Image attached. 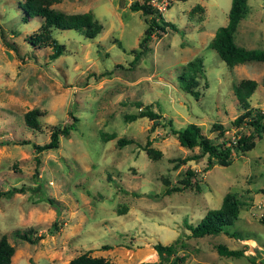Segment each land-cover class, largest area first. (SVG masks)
Segmentation results:
<instances>
[{
	"label": "rangeland",
	"instance_id": "obj_1",
	"mask_svg": "<svg viewBox=\"0 0 264 264\" xmlns=\"http://www.w3.org/2000/svg\"><path fill=\"white\" fill-rule=\"evenodd\" d=\"M133 1L53 3L65 12L89 10L103 28L93 38L71 28L53 29L65 50L50 59V47L33 48L24 40L41 20L23 18V0H0V190L27 187L0 196V236L5 233L15 247L12 264H66L82 252L115 264H170L172 255L160 260L154 250L158 241L173 243L185 257L182 264H264V128L254 132L244 120L235 128L253 133L247 141L251 146L232 149L226 165L213 157L211 168L203 171L207 153L201 147L181 145L167 127L152 128L147 116L126 117L147 105L171 117L176 127L195 122L219 143L227 135L220 136L214 125L234 127L241 112L234 94L241 78L258 81L250 102L264 108V61L230 67L209 46L216 28L227 22L231 0H169L162 14L177 30L153 34L148 50L134 59L131 49L140 48L148 23L141 9L130 8ZM247 4L235 41L264 49V0ZM197 55L203 72L195 98L180 85L178 74ZM31 108L42 111L37 130L24 121ZM71 121L75 129L61 135L56 148L34 150L33 142L48 141L55 126ZM119 137L129 141L119 144ZM22 139L30 142L19 143ZM145 145L159 149V156L150 155ZM187 168L196 171L192 186L179 182ZM175 184L180 189L165 192ZM226 192L238 201L228 231L191 235L184 220L196 224L220 206ZM55 219L59 229L49 234ZM17 228H32L44 237L28 242L14 235ZM121 244L130 248L124 254ZM218 245L243 252L225 255Z\"/></svg>",
	"mask_w": 264,
	"mask_h": 264
},
{
	"label": "trees",
	"instance_id": "obj_2",
	"mask_svg": "<svg viewBox=\"0 0 264 264\" xmlns=\"http://www.w3.org/2000/svg\"><path fill=\"white\" fill-rule=\"evenodd\" d=\"M59 0H23L20 3L23 9V18L28 19L31 17L40 19V24L37 28L25 35L24 40L33 48L50 47L51 52L49 58L54 59L61 55L65 46L52 34L53 29H75L82 32L89 38L95 37L103 28V24L96 19L91 11L83 12H65L58 10L52 6L53 3ZM131 9H141L146 15L147 26L139 41L140 48H132L134 52V59L138 58L141 54L146 52L149 48L148 41L153 34H161L166 32L169 28L177 30V26L170 20L164 19V15L158 13L146 0H134L130 4ZM248 4L247 0H231L228 10L227 22L216 28L215 33L209 42V46L214 48L220 58L227 66H234L237 63L247 60H260L264 61V49L261 48H248L236 43L234 34L237 29L240 19L247 13ZM203 72V60L200 56L188 60L182 67L181 72L178 74L180 85L195 98L200 96V90L197 88L199 84L198 74ZM257 80L250 77L241 78L234 86V94L237 99L238 107L241 112L232 121L235 126H240L244 120L252 126L254 132H259L264 128V108L253 106L250 103V96L257 87ZM42 111L39 108H31L24 113V121L27 126L37 130L39 128V116ZM137 116H147L152 120V128L155 126L167 127L168 132L173 134L178 139L179 143L183 146L201 147L204 153H207V163L203 171H207L212 166V158L216 159L218 164L226 165L230 162L232 149H247L251 144L247 141L253 136V133L247 135L241 134L236 142L228 144V138L222 139L219 143H214L203 131L200 125L195 122H189L183 126L176 127L171 117H167L160 112L155 111L149 106L140 109L138 113L126 115L128 119H134ZM215 129H218L220 136H223V126L215 124ZM75 121H71L64 126H55L50 133L49 140L43 143L33 142L34 150L38 153L46 149L56 148L59 144L61 135H68L72 129H75ZM129 139L124 137L118 138L119 144L128 142ZM28 139H22L19 143H28ZM147 144H151L147 140ZM145 149L153 157L160 154L159 149L145 145ZM188 159V158H187ZM39 161V156H36ZM186 176L180 179L182 186H192L191 176L196 174L193 169L187 168L185 171ZM167 185L168 179H164ZM39 184V183H38ZM32 187L34 190L40 188V184ZM196 184V183H195ZM25 184L20 186H11L8 189L0 190V196L9 197L15 192H22L26 190ZM180 189V185L167 186L166 193L172 190ZM54 207H58L53 197L46 196L44 198ZM238 215V201L230 192H226L222 198L219 207L209 209L200 218L196 224H192L184 220L186 227L190 230L193 236H202L204 234L217 233L220 231H228V227L232 225L233 220ZM59 229L58 220L55 219L46 230L47 233L53 234ZM238 236V233L235 232ZM14 235L20 239L28 242H36L44 237V232L37 233L32 228L28 229H15ZM154 249L161 260L165 255H172L173 260L170 264H182L184 255H179L175 251L173 243L164 244L160 241L154 243ZM218 251L225 255H239L243 252L242 249H231L225 245H218ZM103 248H111V245L104 244ZM15 247L3 233L0 236V264H12V256ZM66 264H115L113 260L106 258L102 255H92L89 252H82L72 257ZM132 264H156V261L143 260Z\"/></svg>",
	"mask_w": 264,
	"mask_h": 264
},
{
	"label": "built area",
	"instance_id": "obj_3",
	"mask_svg": "<svg viewBox=\"0 0 264 264\" xmlns=\"http://www.w3.org/2000/svg\"><path fill=\"white\" fill-rule=\"evenodd\" d=\"M141 1V0H140ZM149 5H151L158 13L162 14V11L167 9V7L169 6V0H146ZM236 126H231V127H226L225 129L223 128V132L224 134H226L225 136L228 138V144H230V142H236L237 139L240 138L241 134L237 133V128H235Z\"/></svg>",
	"mask_w": 264,
	"mask_h": 264
},
{
	"label": "crops",
	"instance_id": "obj_4",
	"mask_svg": "<svg viewBox=\"0 0 264 264\" xmlns=\"http://www.w3.org/2000/svg\"><path fill=\"white\" fill-rule=\"evenodd\" d=\"M243 62H244V61H243ZM235 65H236V64H235ZM235 65H234V66H235ZM257 82H258V81H257ZM257 86H258V84H257ZM256 88H257V87H256ZM251 95H252V94H251ZM250 101H251V99H250ZM250 103H251V102H250ZM119 246H121V247H120V252H122L123 254L125 253L126 250H129V249H130V248H128V246H125V245H122V244L119 245ZM154 250H155V249H154ZM155 251H156V250H155ZM12 257H13V256H12ZM104 257H105V256H104Z\"/></svg>",
	"mask_w": 264,
	"mask_h": 264
}]
</instances>
